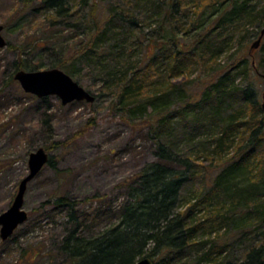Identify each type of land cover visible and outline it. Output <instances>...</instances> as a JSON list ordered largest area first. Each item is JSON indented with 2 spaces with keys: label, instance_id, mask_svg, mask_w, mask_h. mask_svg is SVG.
<instances>
[{
  "label": "trees",
  "instance_id": "trees-1",
  "mask_svg": "<svg viewBox=\"0 0 264 264\" xmlns=\"http://www.w3.org/2000/svg\"><path fill=\"white\" fill-rule=\"evenodd\" d=\"M35 1L37 12L51 14V24L73 20V6L88 9L77 18L85 42L57 52V40H47L58 56L50 67L74 74L75 61H85L120 110L146 112L156 146V160L123 185L129 197L115 210L116 222L102 231L85 235L87 218L80 221L75 201L56 200L75 227L61 242L63 264H136L145 257L155 264H264V40L251 51L264 28V7L258 11L247 0H111L115 5L99 15L97 4L107 0H21L24 7ZM194 3L203 19L186 28ZM237 35L245 43L234 52ZM136 46L145 51L138 60ZM35 48L45 49L39 43ZM225 54L233 57L229 67L220 63ZM199 67L206 75L193 82ZM21 70L38 67L18 58L4 90ZM204 159L219 171L209 180L199 172ZM48 165L53 167L51 158ZM198 175L201 185L188 190ZM201 205L207 214L198 216ZM100 216L90 215L95 221ZM226 226H235L242 239L260 227L263 244L250 246L237 262L217 235ZM193 252L196 258H190Z\"/></svg>",
  "mask_w": 264,
  "mask_h": 264
},
{
  "label": "rangeland",
  "instance_id": "rangeland-1",
  "mask_svg": "<svg viewBox=\"0 0 264 264\" xmlns=\"http://www.w3.org/2000/svg\"><path fill=\"white\" fill-rule=\"evenodd\" d=\"M247 1L258 11L264 7V0ZM111 5L115 2H99L97 13L105 15ZM39 6L40 1L24 7L21 0H0L3 36L13 47L0 49V215L11 208L21 181L29 174L30 154L44 148L53 160V167L47 165L28 184L23 205L28 221L9 240L4 242L0 237V264H63L61 242L75 227L67 208H58L56 200L67 197L75 201L82 216L80 221L87 218L81 231L85 235L96 234L116 222L115 210L129 197L123 185L131 183L148 163L156 160L154 134L145 123L146 112L129 114L120 110L114 94L104 90L101 79L82 59L75 61L74 74H68L94 95L93 103L74 102L65 106L57 96L38 98L25 93L17 81L3 89L18 58L36 65L37 71L52 69L50 64L58 56L48 49L52 42L47 40H57L56 50H52L57 52L60 46L74 48L86 41L77 18L81 19L88 9L73 6V20L61 19L51 24L48 20L51 14L37 12ZM187 13L186 28L204 15L195 3ZM205 13L209 17L211 12L206 10ZM260 21L264 25V19ZM153 29H148L147 33ZM256 31V27L250 28V35L254 36ZM244 41L237 35L233 39V51L238 52ZM36 43L48 50L35 48ZM134 49V59H141L144 49L138 46ZM232 60L233 57L225 54L220 63L229 67ZM205 75L203 67L196 68L191 80L203 79ZM183 80L179 78L180 82ZM259 85L263 93L264 82L260 81ZM6 102L8 106L1 108ZM263 102L264 94L261 104ZM230 151V155L235 153L234 149ZM201 166L199 172L201 175L206 172L207 180L219 173L212 172L214 169L205 159ZM201 175L188 185V190L201 185ZM245 180L246 176H242L241 181ZM199 209L198 216L207 214L203 205ZM97 214H101L100 218L92 220L90 215ZM261 227L264 231V225ZM259 228L254 227V232H249L246 239L233 231L235 226L223 227L217 235L228 244L235 261L241 262L250 246L263 244V238L257 234ZM197 255L198 252H193L190 258Z\"/></svg>",
  "mask_w": 264,
  "mask_h": 264
},
{
  "label": "water",
  "instance_id": "water-1",
  "mask_svg": "<svg viewBox=\"0 0 264 264\" xmlns=\"http://www.w3.org/2000/svg\"><path fill=\"white\" fill-rule=\"evenodd\" d=\"M3 30L4 27L0 25V49L6 48L8 45L3 36ZM263 40L264 28L260 33V37L252 44L251 51L258 50ZM14 78L25 93L38 98L57 96L65 106L74 102L93 103L95 101L92 93L74 81L67 73L57 68L34 72L21 70L15 74ZM262 108L264 111V102L262 103ZM49 161L50 155L44 148H39L30 154L29 174L21 181L11 208L0 215V237L2 241L9 240L15 231L28 221L29 215L23 210L28 184L42 172ZM136 264H155V262L153 259L145 257Z\"/></svg>",
  "mask_w": 264,
  "mask_h": 264
}]
</instances>
